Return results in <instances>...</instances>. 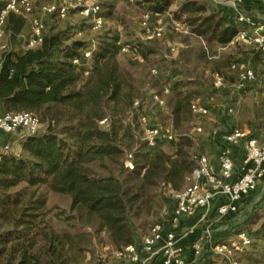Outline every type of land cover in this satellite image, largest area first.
<instances>
[{"label": "trees", "instance_id": "obj_1", "mask_svg": "<svg viewBox=\"0 0 264 264\" xmlns=\"http://www.w3.org/2000/svg\"><path fill=\"white\" fill-rule=\"evenodd\" d=\"M148 1L158 13L171 5V0ZM173 16L203 40L202 57L214 46L230 45L240 29L197 0H184ZM7 19L15 39L26 19L13 12ZM124 46L144 62L158 53L146 42L123 44L120 32L99 36L89 66L73 63L86 43H67L60 33L46 34L39 47L22 54L5 53L0 65L5 112H33L47 128L24 137L20 153L0 155V264H79L93 235L102 231L113 250L136 244L133 219L150 206L154 190H181L196 167L190 153L195 141L182 131L192 122V101L202 93L199 78L179 72L171 84L166 106L180 138L173 153L153 151L134 107L138 88L120 66ZM212 70L223 75L217 66ZM128 154L133 168L126 166ZM47 191L69 196L94 233L53 228L46 220ZM258 234H264V223L252 236Z\"/></svg>", "mask_w": 264, "mask_h": 264}, {"label": "rangeland", "instance_id": "obj_2", "mask_svg": "<svg viewBox=\"0 0 264 264\" xmlns=\"http://www.w3.org/2000/svg\"><path fill=\"white\" fill-rule=\"evenodd\" d=\"M41 1L45 0L37 1L35 13H40L38 8L43 4ZM52 1L54 0H46V3ZM155 1L164 2L165 0ZM183 1L171 0V5L160 16L154 15L151 18L148 28L142 25V17L146 12L154 11L155 7V3L148 0H98L105 8V21L99 29H94L91 23L74 9H70L67 18L63 20L52 16L50 17L52 21H50L47 20L48 15H45L44 19L42 16L39 17L44 25L45 35L53 32L55 34L60 33L64 36V39L84 41L87 48L92 47L99 36L107 32H120L123 44H137L139 42L152 44L158 50V53L151 57L150 62H144L141 58L136 57L130 49L122 51L119 56L120 66L131 76L138 88L139 98L136 100L139 99L141 101L138 110L142 115L147 116L149 120L148 126L173 125L170 111L166 109V105L162 106L156 102L155 95L162 97L167 103V100L170 99L169 88L180 77L179 72L185 73L186 76L199 78L201 96L205 97L207 103L209 102V112L206 115H194L192 122L187 124L184 131H182L195 141V146L190 149V153L195 158L197 154L196 142L198 143L204 138H209L213 141L215 139L213 137L218 140L219 137L222 138L230 130L228 124L234 127V116L226 111H228L227 108L229 107L228 102L231 105L236 104V100L239 98V91L236 87V75L229 70V64L234 61H240L242 59V57H239L241 53L258 52L251 47L247 46L245 48L246 46L244 45L234 43L226 48L214 46L208 50L206 57H202L203 40L190 35L187 28L174 19L173 12L177 10L178 5ZM197 1L207 3L210 9H218L219 6L225 5L221 0ZM247 8L256 20L261 21L264 19V4L256 3L247 6ZM157 29L162 30L161 37L153 36L154 31ZM30 30L29 23L25 30V37L29 35ZM16 40L17 37L13 39L9 25L6 24L5 34L0 38V51L8 50L11 44H15ZM19 42L24 44V37H21ZM254 52L252 53L253 55ZM172 60L177 61L172 63ZM262 64L264 65L263 57ZM215 66L222 70L225 78V84L220 89H214L212 86V75L216 73L212 69ZM153 70H156V72H153ZM160 76H163L161 80ZM101 124L103 127H107L106 122ZM140 124L144 128L142 122ZM199 127L201 131L197 129ZM46 128V124L42 123L40 132H44ZM261 133L262 138H264V129ZM179 138L177 136L176 140L171 142L162 141L158 146L150 148L153 151L164 150L173 153ZM240 146L242 147L240 148L239 156L241 159L244 154L243 143ZM2 151L4 153H16L17 149L11 143L8 149L3 148ZM94 168L102 171L98 165H95ZM46 195V207L48 210L46 220L53 228L70 232L94 233L93 226H88L84 218H78V211L72 208V201L69 196L52 191H47ZM153 196L150 206L144 207L139 215L133 219L136 243H140L142 238L148 234L153 223L161 219V209L164 206L170 207L173 205L170 189L166 186L155 189ZM61 210L64 213L61 218H58L56 214L61 212ZM247 220H249L248 223L244 224ZM263 223L264 178L258 183L256 191L239 202L236 213L221 218L217 216L214 209L210 210L205 219L197 226L196 232L181 240L184 242L183 247L187 264H194L192 245L203 234L205 228L211 230L213 240L222 241L232 232L241 229L253 235L261 229ZM185 231L178 232V234L181 235ZM89 248L90 250L86 253V257L79 264H97L102 260H106L111 264H123L125 262L124 259H120L113 254V246L105 231H102L100 235H93V243ZM236 259L239 264H264V234L254 235L253 245L236 254ZM208 262L209 259L204 264H208ZM222 264L229 263L222 262Z\"/></svg>", "mask_w": 264, "mask_h": 264}, {"label": "built area", "instance_id": "obj_3", "mask_svg": "<svg viewBox=\"0 0 264 264\" xmlns=\"http://www.w3.org/2000/svg\"><path fill=\"white\" fill-rule=\"evenodd\" d=\"M38 0H0V38L5 34V25L8 21V13L29 19L31 30L25 38L28 48L39 47L44 39V25L39 16L35 15ZM226 6L233 9L236 14V23L239 32L231 42L253 48L264 59V19L256 20L247 6L256 3L264 4V0H221ZM74 9L82 15L94 29H99L105 21V8L98 0H54L43 3L39 11L45 15H54L58 19H65L69 10ZM158 12H146L142 17V25L148 28L151 18L160 16ZM153 36L161 37L162 30L154 31ZM96 44L85 47L81 57L73 60L74 64L89 66L90 59ZM5 47V46H3ZM124 46L122 51L128 50ZM229 70L236 75V86L245 89L248 85L258 80V74L249 64L242 61H234ZM156 72V70H153ZM225 84V78L220 73H213L212 86L220 89ZM264 89V84H263ZM156 102L165 106V100L155 95ZM141 101L134 102L138 108ZM194 115H206L209 112L205 97L197 96L191 104ZM231 111V110H230ZM144 125V138L149 147L158 146L162 141H174L177 132L173 126L149 125L148 118L142 115L140 118ZM42 123L37 114L33 112H3L0 113V131L15 135L22 131L23 138L40 132ZM201 131V128H197ZM223 139L231 146L244 145V154L239 167H236L232 149L225 148L219 155V168L214 169L207 156H196V167L181 190H170L173 206H164L160 211L158 221L154 222L148 234L140 243L126 246L123 250H113V254L124 259L123 264H187L182 239L196 232V226L189 227L183 234H177L173 227L183 219L191 218L198 212H202V220L210 210H215L219 217L234 214L238 211L239 202L256 191L258 183L264 178V144H259L257 139L249 137L246 132L234 129L223 135ZM5 149L9 145L4 146ZM126 166L133 168L132 154L127 155ZM254 237L246 230L241 229L232 232L222 241L213 240L211 230L205 228L203 234L192 245L194 264H239L236 254L244 251L252 245ZM209 255V256H208ZM97 264H111L106 260Z\"/></svg>", "mask_w": 264, "mask_h": 264}, {"label": "crops", "instance_id": "obj_4", "mask_svg": "<svg viewBox=\"0 0 264 264\" xmlns=\"http://www.w3.org/2000/svg\"><path fill=\"white\" fill-rule=\"evenodd\" d=\"M41 3H46V0L41 1ZM211 10H217L218 12L226 16L229 20H232L236 23V14L234 10L229 8L228 6L222 5V6H219L218 9H211ZM34 14L37 16H42V18L45 16V14H42V13H34ZM48 16L49 17H47V20H50V17L54 15H48ZM29 23H30L29 19H26L25 27L23 28L21 33L17 36V40L15 41V44H11V47L6 51H2V52L0 51V65L2 63L3 57L6 52L13 50L19 54H22L27 49H29L25 44V38H26L25 30L28 27ZM7 24L9 25L8 21H7ZM30 28H31V25H30ZM21 37H24V44L23 43L20 44L19 42ZM72 41L73 40L65 39V42L67 43H70ZM230 45H232V43ZM237 45H241V44H237ZM226 47H222V48H226ZM245 48H247V46ZM253 52L254 51H252L249 54L241 53L239 57H242L240 61L249 64L255 69L256 73L258 74V80L256 83L248 85L245 89L237 88L239 91V95H238L239 98L238 100H236L237 105L236 104L231 105L230 102H228L229 107L227 108L228 111L226 112L227 113L229 112L230 115L234 116V121H235V124H233L234 127L228 124V127H230V130L228 132H231L234 129H240L241 131L246 132L249 137L256 138L259 144H264V138H262V133H261L262 130L264 129V89H263L264 65L262 64V57L258 53H255V52L253 55L252 54ZM166 109L168 111L170 110L167 106H166ZM3 112H5V110L0 101V113H3ZM22 133H23L22 131H19L15 135H8L0 131V155L4 153L2 151L4 146L10 145L11 143L17 149L16 154L20 153L22 150V147H21V140L23 139ZM213 138H215L213 141H211L209 138H204L200 142L198 143L196 142V149H197L196 156H202V155L207 156L210 161L211 166L217 170L219 168V155L225 148L230 147L232 149L235 165L236 167H239L242 156H243V155L241 156V159L239 158L240 148L242 147L240 145L231 146V144L227 143L223 139V137L222 138L219 137L218 140L216 137H213ZM201 214L202 212H198L195 216L191 218L183 219L178 225H175L173 227L174 231L178 234V232L187 230L189 225H191V227L192 226L197 227L200 224V222L203 221ZM182 244L184 246L183 241H182ZM157 264H160L159 261L157 262Z\"/></svg>", "mask_w": 264, "mask_h": 264}]
</instances>
